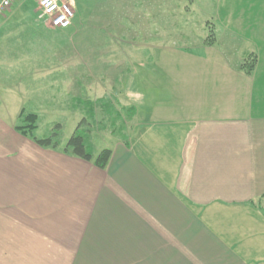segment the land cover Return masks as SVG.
<instances>
[{"label": "crops", "instance_id": "1", "mask_svg": "<svg viewBox=\"0 0 264 264\" xmlns=\"http://www.w3.org/2000/svg\"><path fill=\"white\" fill-rule=\"evenodd\" d=\"M17 1L0 19V264H264V53L246 73L194 21L176 35L200 52L175 65L81 71L79 51L11 33L33 21ZM82 85L107 101L78 111L113 140L104 168L15 129L25 100L64 109Z\"/></svg>", "mask_w": 264, "mask_h": 264}, {"label": "rangeland", "instance_id": "2", "mask_svg": "<svg viewBox=\"0 0 264 264\" xmlns=\"http://www.w3.org/2000/svg\"><path fill=\"white\" fill-rule=\"evenodd\" d=\"M14 2L18 1L14 0L11 6ZM21 2H24L22 13L27 14L33 21L29 28L24 24L21 25L24 18H16L13 23L17 24L15 32L12 28L11 33L20 35L30 32L32 35H39L38 42L31 44L39 48H31L32 50H40V48L43 50L46 44L50 48L55 43L59 50L70 53L79 51L80 57H75L73 62L75 68L79 66L81 71L89 68L97 70L131 68L129 73H133V68L152 66L153 63L162 67L175 65L187 56L184 57L181 53L188 50L200 52L196 47L192 48V42L187 38L176 35L177 29H183L185 23L192 24L194 21L203 23V26L207 24L208 28H204L205 35L213 33L215 37L216 42L210 45L209 49L202 50L204 52L209 51L213 56L220 52L231 61L234 59L244 61L251 51L264 53V0H70L74 10L72 18L74 26L58 32H53L35 20L33 9L37 4L36 0ZM188 8L189 11L186 10ZM141 21L143 27L140 26ZM154 23L159 26L157 25L152 31L151 27ZM191 29L196 28L192 26ZM197 30L200 31V28ZM190 35L191 33L189 37ZM66 63H72V60L67 59ZM118 72L116 77L120 78V71ZM96 77L97 80L102 81L100 83H103L102 75ZM122 78L118 82L119 85L122 83ZM127 78L137 81L135 74H130ZM91 83L95 88L93 81ZM101 94L104 92L101 91L100 94L92 97L88 91L83 90L82 85L78 98L75 94L64 93V109L51 107L48 109L49 107L43 105L45 101L40 98L35 101L25 100V112L33 111L37 114V128L34 135L43 137L53 131L57 132L56 139L59 145L64 146L81 120L78 111L82 112V109H85L87 112L89 105L97 101ZM104 101L106 100H98L97 105ZM116 111L121 115L124 114L121 106L113 102L111 114L115 116ZM81 115L85 116V114ZM88 119L93 121L91 117ZM90 123L91 128L82 123L79 125V130L84 131L86 127L90 130L88 131L90 151L94 155L102 147L110 146L113 140L98 130L105 124H98L96 118L94 123Z\"/></svg>", "mask_w": 264, "mask_h": 264}, {"label": "trees", "instance_id": "3", "mask_svg": "<svg viewBox=\"0 0 264 264\" xmlns=\"http://www.w3.org/2000/svg\"><path fill=\"white\" fill-rule=\"evenodd\" d=\"M214 41H215V37L213 33L208 34L205 38V43L209 45L213 44ZM255 61H256V57L252 54H249L240 64V68L243 69L246 73H251ZM19 117L21 118L20 121L21 124L20 123L17 124L15 129L18 132H20L22 135L28 137L29 139H31L41 147L56 148L59 145V141L56 139L58 134L57 132L53 131L50 135L41 138H38L34 135V131L37 128L36 113L24 112V110H22L20 112ZM80 124L81 122L76 126L72 134L69 136L67 142L64 145L63 151L65 153H70L74 156L80 157L85 160H92L96 166L100 168H104L110 158L111 150L109 148H103L93 158L92 152L90 151L91 147L89 143L90 140H89L88 130L80 131L79 130Z\"/></svg>", "mask_w": 264, "mask_h": 264}, {"label": "built area", "instance_id": "4", "mask_svg": "<svg viewBox=\"0 0 264 264\" xmlns=\"http://www.w3.org/2000/svg\"><path fill=\"white\" fill-rule=\"evenodd\" d=\"M14 0H0V18ZM74 10L70 0H37V19L50 28H66L72 23Z\"/></svg>", "mask_w": 264, "mask_h": 264}]
</instances>
